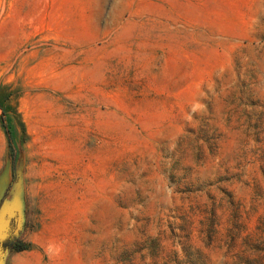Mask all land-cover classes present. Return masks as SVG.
I'll return each mask as SVG.
<instances>
[{
  "label": "rangeland",
  "instance_id": "1",
  "mask_svg": "<svg viewBox=\"0 0 264 264\" xmlns=\"http://www.w3.org/2000/svg\"><path fill=\"white\" fill-rule=\"evenodd\" d=\"M0 102L2 264H264V0H0Z\"/></svg>",
  "mask_w": 264,
  "mask_h": 264
},
{
  "label": "water",
  "instance_id": "2",
  "mask_svg": "<svg viewBox=\"0 0 264 264\" xmlns=\"http://www.w3.org/2000/svg\"><path fill=\"white\" fill-rule=\"evenodd\" d=\"M13 197L0 208V264L5 250V243L16 230L17 218L21 213V195L14 192ZM14 223V225H13Z\"/></svg>",
  "mask_w": 264,
  "mask_h": 264
},
{
  "label": "trees",
  "instance_id": "3",
  "mask_svg": "<svg viewBox=\"0 0 264 264\" xmlns=\"http://www.w3.org/2000/svg\"><path fill=\"white\" fill-rule=\"evenodd\" d=\"M0 105H2V103L0 102ZM14 249L16 251H22V250H25V249H28V246L26 244H23L22 242H19L15 247Z\"/></svg>",
  "mask_w": 264,
  "mask_h": 264
}]
</instances>
